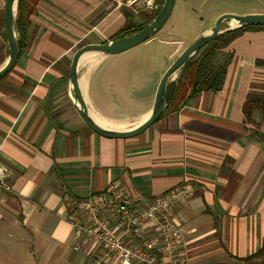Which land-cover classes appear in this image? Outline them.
<instances>
[{
  "label": "crops",
  "instance_id": "1",
  "mask_svg": "<svg viewBox=\"0 0 264 264\" xmlns=\"http://www.w3.org/2000/svg\"><path fill=\"white\" fill-rule=\"evenodd\" d=\"M251 1L239 15L264 14V0ZM117 2L37 0L26 46L0 79V169L11 188H0V264L85 262L74 250L68 200L112 182L146 200L193 188L178 211L190 264H244L260 248L261 258L250 264H264V125L258 113L252 117L259 126L243 114L249 94L264 95V67L256 65L264 60V29L229 44L233 58L220 92L179 100L138 136L108 139L79 118L67 75L76 49L110 41L126 15L141 23L157 1L128 0L125 10ZM226 13H213L210 26ZM5 43L0 30L2 53ZM176 47L174 57L182 43ZM87 58L90 70L94 60Z\"/></svg>",
  "mask_w": 264,
  "mask_h": 264
},
{
  "label": "rangeland",
  "instance_id": "2",
  "mask_svg": "<svg viewBox=\"0 0 264 264\" xmlns=\"http://www.w3.org/2000/svg\"><path fill=\"white\" fill-rule=\"evenodd\" d=\"M127 1L118 0L117 4L124 9ZM250 2L252 1L198 0L184 6L180 0H176L167 22L147 43L111 57H103L97 53L84 55L78 67V80H84L80 89L90 114L105 122L110 129L126 131L137 126L142 116L152 108L161 76L183 50L203 34L205 29L212 27L211 15L226 10L229 15L242 16L239 15L243 11L242 6ZM138 8V13L141 14V8ZM227 27V23L222 24V29ZM161 41H167L168 44ZM181 43L182 51L174 57L173 52L176 46L180 48ZM86 57H89L87 60L96 61L90 70L89 64H85ZM176 77L177 75L173 80ZM258 121L262 125L260 114Z\"/></svg>",
  "mask_w": 264,
  "mask_h": 264
},
{
  "label": "built area",
  "instance_id": "3",
  "mask_svg": "<svg viewBox=\"0 0 264 264\" xmlns=\"http://www.w3.org/2000/svg\"><path fill=\"white\" fill-rule=\"evenodd\" d=\"M5 179L0 169V188L11 192ZM193 194L184 184L150 200L131 198L112 182L102 192L71 198L74 250L85 254L82 264H190L178 211Z\"/></svg>",
  "mask_w": 264,
  "mask_h": 264
},
{
  "label": "water",
  "instance_id": "4",
  "mask_svg": "<svg viewBox=\"0 0 264 264\" xmlns=\"http://www.w3.org/2000/svg\"><path fill=\"white\" fill-rule=\"evenodd\" d=\"M17 2L18 0H5L4 2L3 29L7 43L8 56L3 65L0 67V79L12 70L20 55L18 43L19 36L15 23ZM174 3L175 0H163L162 6L157 15L140 31L106 43L87 44L81 46L72 55L67 76L70 92L72 94L73 105L76 113L84 125L93 133L108 139H130L145 132L151 125L160 119L162 112L167 105V85L173 81V78L194 54L213 40L235 29L250 26L264 27V14L245 16L224 14L219 16L210 30L196 38L194 42L183 50L173 63L165 70L158 83L153 105L146 119H144L137 126L126 131L114 130L99 125L90 114L80 89L78 67L82 57L89 53H97L103 57H111L126 52L140 44L147 43L152 39V36L164 26L173 10ZM229 22H233L234 26H229ZM224 23H227L228 27L222 29V24ZM262 146L264 158V140Z\"/></svg>",
  "mask_w": 264,
  "mask_h": 264
},
{
  "label": "trees",
  "instance_id": "5",
  "mask_svg": "<svg viewBox=\"0 0 264 264\" xmlns=\"http://www.w3.org/2000/svg\"><path fill=\"white\" fill-rule=\"evenodd\" d=\"M36 1L37 0H18L17 2L15 23L19 36L18 43L20 55L27 43L28 20L33 13ZM156 1V9L151 10L149 14L145 15L144 20L139 24H134L132 18L126 15L125 25L111 37L110 41L136 33L148 25L157 15L163 3V0ZM263 29V26H250L235 29L213 40L194 54L178 72L175 80L167 85V105L160 118L166 113L176 110L179 105V100L183 102L203 92H220L224 86L227 69L233 58V54L226 51L229 44L244 32H258ZM0 30L5 38L3 12H0ZM7 56V47L3 49V53L0 50V64L3 63ZM256 65L264 67V60L256 61ZM254 113L261 115L262 123L264 124V95L251 93L247 96L243 106L244 117L248 123L258 125L252 117ZM260 139L261 142L264 140V134L260 135ZM262 253L263 248H260L258 252L241 261L244 264H250L255 259L261 258Z\"/></svg>",
  "mask_w": 264,
  "mask_h": 264
},
{
  "label": "bare ground",
  "instance_id": "6",
  "mask_svg": "<svg viewBox=\"0 0 264 264\" xmlns=\"http://www.w3.org/2000/svg\"><path fill=\"white\" fill-rule=\"evenodd\" d=\"M229 26H234V23H233V22H229ZM95 63H96L95 60H94V62H93V61L90 62V66H93ZM147 116H148V113L145 114L144 116H142V118H141V122H142L144 119H146ZM92 117H93V119L95 120V122L98 123L99 125H101V126H103V127H106V128H110L105 122H103V121H101V120L95 118L94 116H92ZM141 122H140V123H141Z\"/></svg>",
  "mask_w": 264,
  "mask_h": 264
}]
</instances>
